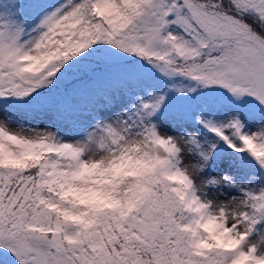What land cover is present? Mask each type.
I'll use <instances>...</instances> for the list:
<instances>
[{
    "label": "snow or ice",
    "instance_id": "1",
    "mask_svg": "<svg viewBox=\"0 0 264 264\" xmlns=\"http://www.w3.org/2000/svg\"><path fill=\"white\" fill-rule=\"evenodd\" d=\"M0 264H264V0H0Z\"/></svg>",
    "mask_w": 264,
    "mask_h": 264
}]
</instances>
